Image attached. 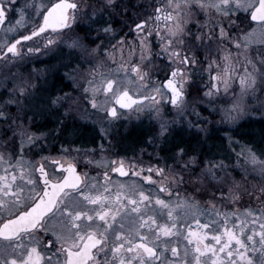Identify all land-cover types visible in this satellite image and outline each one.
Instances as JSON below:
<instances>
[{"label": "snow or ice", "instance_id": "snow-or-ice-1", "mask_svg": "<svg viewBox=\"0 0 264 264\" xmlns=\"http://www.w3.org/2000/svg\"><path fill=\"white\" fill-rule=\"evenodd\" d=\"M252 113L264 0H0V264H264Z\"/></svg>", "mask_w": 264, "mask_h": 264}, {"label": "flooded vegetation", "instance_id": "flooded-vegetation-1", "mask_svg": "<svg viewBox=\"0 0 264 264\" xmlns=\"http://www.w3.org/2000/svg\"><path fill=\"white\" fill-rule=\"evenodd\" d=\"M39 2V0H38ZM143 2V0H141ZM250 24L252 23L250 20L248 21ZM55 53L49 54V57H41L42 60L46 62V64L52 65L55 64ZM37 67L44 68L45 64H38ZM214 127H218L213 125ZM53 127L52 123L47 124V128L43 129L47 131L49 128ZM234 131V139H240L242 143H248L253 145V141L259 148L263 144L264 138V120L262 118H251L248 120H243L237 125L233 126ZM147 129L145 127H136L131 129L130 131V141L134 139H138ZM68 133L77 134L78 138L87 139L93 135L92 124L90 120H81L77 118L75 122H71L69 128L67 130ZM223 135L222 132L217 131L214 133V139L219 140V138ZM243 138V139H241Z\"/></svg>", "mask_w": 264, "mask_h": 264}, {"label": "rangeland", "instance_id": "rangeland-1", "mask_svg": "<svg viewBox=\"0 0 264 264\" xmlns=\"http://www.w3.org/2000/svg\"><path fill=\"white\" fill-rule=\"evenodd\" d=\"M45 2H46V0H45ZM246 23V25L247 24H250L248 21H246L245 22ZM252 24V23H251ZM252 26L253 27H255V24H252ZM29 71H31V68H29L28 69ZM251 118H261V115L259 114V113H252V114H249V115H247V116H245V117H242L238 122H237V124H239L240 122H243V120H248V119H251ZM264 120V119H263ZM123 130V129H122ZM67 134V133H66ZM72 135V137L73 138H78L77 137V134H71ZM129 135H130V133H129ZM241 139H243V138H241ZM254 143H253V145L252 146H254L257 150L259 149V148H262V147H264V138H263V144H262V146H259V148L257 147V145L255 144V141H253Z\"/></svg>", "mask_w": 264, "mask_h": 264}, {"label": "trees", "instance_id": "trees-1", "mask_svg": "<svg viewBox=\"0 0 264 264\" xmlns=\"http://www.w3.org/2000/svg\"><path fill=\"white\" fill-rule=\"evenodd\" d=\"M130 138H131V135L128 136V140H130ZM262 142H263V141H262ZM261 146H262V145H261Z\"/></svg>", "mask_w": 264, "mask_h": 264}]
</instances>
